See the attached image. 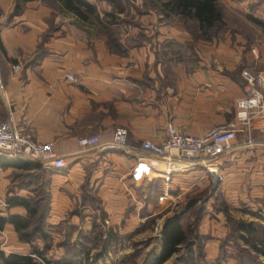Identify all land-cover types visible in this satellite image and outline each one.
Wrapping results in <instances>:
<instances>
[{
  "label": "crops",
  "instance_id": "1",
  "mask_svg": "<svg viewBox=\"0 0 264 264\" xmlns=\"http://www.w3.org/2000/svg\"><path fill=\"white\" fill-rule=\"evenodd\" d=\"M44 1L0 0V119L10 120L37 142L52 143L64 159L65 167L54 170L47 184L45 219L53 224L60 219L67 239L93 230L92 210L79 208L91 200L99 203L115 231L134 234L153 211V202L161 208L152 212L157 214L213 183L204 164L181 162L159 202L163 182L146 165L153 156L134 140L161 142L168 122L197 135L233 118L236 100L248 93L240 69L263 71L264 45L249 47L241 33L228 30L223 39L194 43L197 65L186 67L171 56L163 59L156 43L170 40L181 47L192 41L190 33L148 11L135 26L147 40L122 55L110 52L104 36L87 34L84 27L70 31L62 24L52 29L54 10ZM87 1L100 13L110 11L103 0ZM221 1L237 15L243 9L264 17V0ZM67 72L77 81L68 80ZM260 90L264 97V85ZM117 128L128 132L123 146L112 144ZM94 134L100 137L98 144H78V139ZM2 157L0 196L32 194L9 191L10 175L17 168L2 166ZM211 163L217 166V183L228 203L264 210L254 199L264 193V118L255 115L251 128L238 130L231 148ZM8 208V214L26 213L20 205ZM2 230L10 247L30 245L18 239L12 224L4 223Z\"/></svg>",
  "mask_w": 264,
  "mask_h": 264
},
{
  "label": "rangeland",
  "instance_id": "2",
  "mask_svg": "<svg viewBox=\"0 0 264 264\" xmlns=\"http://www.w3.org/2000/svg\"><path fill=\"white\" fill-rule=\"evenodd\" d=\"M103 1L101 4H104V8L109 5L110 11L100 13L97 10L99 16L103 22H108L109 18L105 17L104 14H116L115 17L117 19L107 29H110L111 32H114L118 36L126 51L130 47L136 46L137 43L147 40L146 35L139 31V28L135 27L139 24L138 20L142 14L152 11L162 16L155 9L143 11V0H120L118 4L112 3L110 0ZM218 1L226 24L219 32L218 39L215 40L223 39L228 30H230L231 32L241 33L246 38V45L249 47L256 46L257 44L264 45V30L250 21L249 16L262 20H264V17L255 16V12L251 10L247 13L243 9L240 15H237L228 10L221 0ZM44 2L54 10L50 18L53 21L52 29H57L59 25L63 24L65 25L64 29H70V31L74 30L75 26H77L79 28L84 27L87 34L108 36L109 31L107 29L105 32L104 29L100 30L97 27L89 26L74 14L71 15L70 12L62 10L55 0H45ZM102 6L101 10L103 9ZM164 19L170 22L175 21V23H179L182 27L192 32L195 30L190 23L183 25L178 21L179 18L176 16ZM54 20H57L59 23ZM63 20L66 23H62L61 21ZM151 35H153V32H151ZM201 42L208 41L197 39L193 42L192 39L189 44L180 47L170 40H165L161 44L156 43V47L160 46V52L165 57L163 59L171 56L173 57L172 61L175 63L185 64L188 67L194 64L197 65V62H194L197 60L192 55V46L194 43L197 45ZM245 68L242 67L240 69V74ZM34 162L40 164V168L31 170L34 175L31 177L33 180L31 186H27L28 177H25L28 172L24 173L18 168L12 171L10 175L11 182L8 186L11 192L16 193L15 189L17 188L24 190L22 194L27 195L29 192L32 193L27 196L42 197L41 204L46 199L44 203L46 204L44 205L46 209L45 212L43 210V215L45 220L44 228L48 234V239L45 241V244L48 242L50 248L44 254V257L33 255L34 264H55V261L61 258L62 260L64 258L67 260L61 261V264H146L147 261L156 256L160 251L161 229L156 230V226L161 224L162 227L166 218L174 213L182 214L181 222L183 226L188 230L193 229V235H191L192 233L190 234L188 244L182 246L178 252L174 253L162 264H186L185 259L191 256L195 264H253L256 260L264 263L263 256L252 255L251 252L244 249L246 246L242 241L231 234L232 222L230 221L231 219L232 221H253L264 225V210L260 206L249 208L243 204L231 205L228 203L219 183L215 186H213V183L208 184L197 191L188 193L181 204L164 207L157 214H152L154 209L158 208L153 202V211H149L147 217L139 224L137 232L131 233V235H123L115 231V227L111 225L110 220L100 211L97 201H82L79 208L83 209L84 206H87L93 212V217L90 220L93 230L89 232L82 231L80 235H74L67 239V236L61 233L62 223L60 219L56 224L45 219L49 200L47 184L54 170H50L38 161ZM254 199L260 203L262 202V208L264 207V193L259 198L256 197ZM77 207L78 205L75 208ZM158 209L161 208L159 207ZM8 212L9 208L6 205V199L0 196V216L6 217ZM54 234L56 235L55 237ZM194 234H196V237ZM104 235L106 236L104 237ZM76 240L79 241L77 242ZM43 245L42 239H37L32 244L26 245L23 248H19L21 245L10 247L8 233H5L3 230L2 233L0 232V250L5 253L14 252L15 250L16 252L14 253L29 254L33 246L42 249Z\"/></svg>",
  "mask_w": 264,
  "mask_h": 264
},
{
  "label": "trees",
  "instance_id": "3",
  "mask_svg": "<svg viewBox=\"0 0 264 264\" xmlns=\"http://www.w3.org/2000/svg\"><path fill=\"white\" fill-rule=\"evenodd\" d=\"M23 2L26 0H17ZM59 7L66 12L74 14L76 17L86 22L89 26L97 27L100 30L106 32L107 28L111 27V24L117 19L115 13H105L104 16L108 17V22H103L100 18L96 6L87 0H55ZM110 2L118 4L120 0H110ZM21 5V4H20ZM143 11L149 9H155L160 12L164 18L170 16H176L179 18L183 25L190 23L195 29L194 32L186 30L192 36L193 42L197 39L203 41L212 42L218 39L219 32L225 26V20L223 18V12L220 7L218 0H143L142 3ZM21 8V6H20ZM19 9V5L17 6ZM20 10V9H19ZM250 21L258 25L264 30V20L249 16ZM108 38H105V43L109 48L110 52L117 54H124L125 48L121 44L118 36L110 29H107ZM2 166H13L24 173H27L25 177H28L27 186L32 185L31 172L33 169H39L40 164L37 162L24 160L21 158H5L2 157ZM24 186V187H27ZM33 190V189H32ZM43 198L40 196H10L6 198L7 207L13 205H20L25 208L26 213L24 215L19 214H8L6 217L0 216V229L3 228L4 223L8 222L12 224L17 234L18 239L21 242L32 244L37 239H42L44 242L43 248L33 246L29 254L21 253H5L0 250V264H34V256L44 257V254L49 250L48 234L44 228V215L46 207L42 203ZM183 213V212H182ZM180 213H174L169 215L161 227V246L159 253L152 257L146 264H162L174 253L188 244L190 234L193 229H185L181 222ZM231 234L236 236L246 246L244 249L251 252L255 256L264 257V225L257 224L255 222H245L242 220L232 221ZM193 235V233L191 234ZM196 237V234H194ZM191 251V250H190ZM60 260L55 261V264H61ZM256 260V259H255ZM186 264H195L194 259L187 257L185 259ZM63 263V262H62ZM253 264H264L256 260Z\"/></svg>",
  "mask_w": 264,
  "mask_h": 264
},
{
  "label": "built area",
  "instance_id": "4",
  "mask_svg": "<svg viewBox=\"0 0 264 264\" xmlns=\"http://www.w3.org/2000/svg\"><path fill=\"white\" fill-rule=\"evenodd\" d=\"M18 68V64L14 65L15 70ZM241 76L248 86V93L236 100V110L231 120L217 123L197 135L184 133L172 122H168L166 137L161 142L156 143L150 139L134 140L142 150L153 156L146 165L156 178L163 182L164 188L161 189L163 193L157 197L159 202L165 198L172 174L181 167V162L202 163L207 172H217V166L212 164L211 160L231 148L238 130L251 128V121L255 115L264 118V97L260 90L264 85V70L253 72L245 68ZM66 78L72 82L77 81V76L71 72L66 73ZM127 134L125 128H117L112 144L123 146ZM99 139V135L94 134L78 139V144L82 147H91L98 144ZM248 142L252 140L249 138ZM0 155L12 159L38 161L51 170H61L65 167L64 159L56 152L52 143L35 141L10 120L0 119ZM155 229L160 230L161 224ZM0 232L2 233V230Z\"/></svg>",
  "mask_w": 264,
  "mask_h": 264
},
{
  "label": "water",
  "instance_id": "5",
  "mask_svg": "<svg viewBox=\"0 0 264 264\" xmlns=\"http://www.w3.org/2000/svg\"><path fill=\"white\" fill-rule=\"evenodd\" d=\"M211 175H212V178H213V186H215L217 184V182H218V175H217L216 172H212Z\"/></svg>",
  "mask_w": 264,
  "mask_h": 264
}]
</instances>
